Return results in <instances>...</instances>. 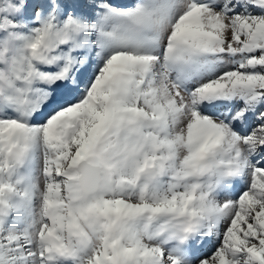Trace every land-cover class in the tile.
Wrapping results in <instances>:
<instances>
[{"label":"rangeland","instance_id":"obj_1","mask_svg":"<svg viewBox=\"0 0 264 264\" xmlns=\"http://www.w3.org/2000/svg\"><path fill=\"white\" fill-rule=\"evenodd\" d=\"M0 264H264V0H0Z\"/></svg>","mask_w":264,"mask_h":264},{"label":"water","instance_id":"obj_2","mask_svg":"<svg viewBox=\"0 0 264 264\" xmlns=\"http://www.w3.org/2000/svg\"><path fill=\"white\" fill-rule=\"evenodd\" d=\"M16 162L17 158L10 155ZM103 167L100 163L93 162L86 157L76 160V177L81 192L84 196H89L99 189L102 180Z\"/></svg>","mask_w":264,"mask_h":264},{"label":"bare ground","instance_id":"obj_3","mask_svg":"<svg viewBox=\"0 0 264 264\" xmlns=\"http://www.w3.org/2000/svg\"><path fill=\"white\" fill-rule=\"evenodd\" d=\"M198 8H197V6L194 8V10L190 13V14H188L187 16H184L183 18H181V20H180V25H182V27H187L188 26V20H191L193 17L195 18V17H197L198 16ZM178 26V25H177ZM183 29V28H182ZM181 29V30H182ZM180 30V29H179ZM188 30V29H187ZM177 33H178V30H177ZM178 35V34H177ZM181 35V34H180ZM172 38H173V36H172ZM174 39V38H173ZM178 39V38H177ZM174 41V40H173ZM177 50V45H175V43H174V45H173V49L172 50H170V52L171 51H176ZM169 51V50H168ZM172 55H174L175 53H171ZM174 59V58H173ZM175 62H179L180 60H179V58H177V56H175ZM180 63V62H179ZM173 64H174V62H173ZM213 101H215L216 103H219V101H218V99H214V100H211L210 102L208 101L207 102V104H210V106L209 107H211L212 106V103H213ZM203 104V103H202ZM214 107V106H213ZM51 200V199H50ZM56 206V205H55ZM52 207H53V209H52ZM57 207V206H56ZM51 209L52 210H54L55 209V207H54V205H51ZM56 212V211H55ZM53 214H54V212H53Z\"/></svg>","mask_w":264,"mask_h":264}]
</instances>
